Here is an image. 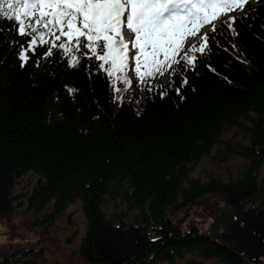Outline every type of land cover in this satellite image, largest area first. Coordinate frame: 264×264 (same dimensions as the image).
<instances>
[{"label": "trees", "instance_id": "obj_1", "mask_svg": "<svg viewBox=\"0 0 264 264\" xmlns=\"http://www.w3.org/2000/svg\"><path fill=\"white\" fill-rule=\"evenodd\" d=\"M245 12L235 31L219 22L208 30L211 50L183 73L184 99L170 73L164 85L136 78L135 93L91 61L68 67L58 52L38 67L44 47L21 67L12 22L0 21V217L14 206L16 180L31 172L38 180L24 199L32 212L45 210L42 225L80 202L86 264H264V0ZM219 143L217 159H245L240 173L191 176ZM208 194L228 204L220 232L180 230L171 216ZM107 198L132 213L107 216ZM41 255L15 248L0 264Z\"/></svg>", "mask_w": 264, "mask_h": 264}, {"label": "snow or ice", "instance_id": "obj_2", "mask_svg": "<svg viewBox=\"0 0 264 264\" xmlns=\"http://www.w3.org/2000/svg\"><path fill=\"white\" fill-rule=\"evenodd\" d=\"M249 3L250 0H0V21L12 22L11 42L21 67L32 60L38 48L44 47L36 61L38 67L42 60L50 62L58 52L67 58L68 67L79 68L91 61L107 77L114 78V84L123 82L126 87L132 84L127 72L133 68L141 84L170 73L180 78L175 88L180 96L190 83L183 73L196 67V53L211 50L209 31L205 29L215 33L219 22L235 31L234 24L248 17L245 8ZM235 12L243 16L232 15ZM192 39L199 41L198 46L190 44ZM115 91L119 93L120 89Z\"/></svg>", "mask_w": 264, "mask_h": 264}, {"label": "rangeland", "instance_id": "obj_3", "mask_svg": "<svg viewBox=\"0 0 264 264\" xmlns=\"http://www.w3.org/2000/svg\"><path fill=\"white\" fill-rule=\"evenodd\" d=\"M128 34V32H127ZM194 40V39H192ZM190 40V44L192 42ZM129 79L135 80L134 68L127 73ZM168 77L162 76L154 78L153 84H165ZM149 83V81H146ZM135 93L136 88L131 89ZM235 130H228L222 134V140L233 138ZM221 143L216 144L210 154L204 155L197 161L190 170L191 176H198L205 180L208 175L235 176L240 173L245 163V159L238 155H232L228 160H219L215 157V149ZM264 172V165L261 174ZM36 174L27 172L20 176L14 185L15 195L14 206L11 211L0 217V253L9 254L15 248H40L41 257H25L23 261L15 264H86L78 254L77 246L85 228V218L79 201L71 203L65 212L55 220L53 225H42L39 219L45 210L35 213L26 207L25 194L29 193L37 182ZM19 200L20 203H19ZM102 209L108 216L117 213L122 217L130 215L128 210L120 200L107 198ZM228 209L227 202L219 195L208 194L177 211L171 216L172 222L180 230L196 227L199 231L209 232L214 227L220 232L223 226V213ZM218 226V228H217ZM213 229L210 230V233ZM187 257V256H186ZM184 257V258H186ZM214 262L213 259L209 263Z\"/></svg>", "mask_w": 264, "mask_h": 264}, {"label": "bare ground", "instance_id": "obj_4", "mask_svg": "<svg viewBox=\"0 0 264 264\" xmlns=\"http://www.w3.org/2000/svg\"><path fill=\"white\" fill-rule=\"evenodd\" d=\"M127 32H125V35H126Z\"/></svg>", "mask_w": 264, "mask_h": 264}]
</instances>
